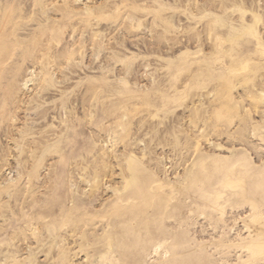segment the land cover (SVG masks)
I'll return each instance as SVG.
<instances>
[{
    "label": "rangeland",
    "instance_id": "rangeland-1",
    "mask_svg": "<svg viewBox=\"0 0 264 264\" xmlns=\"http://www.w3.org/2000/svg\"><path fill=\"white\" fill-rule=\"evenodd\" d=\"M254 216L264 0H0V264H264Z\"/></svg>",
    "mask_w": 264,
    "mask_h": 264
},
{
    "label": "bare ground",
    "instance_id": "bare-ground-1",
    "mask_svg": "<svg viewBox=\"0 0 264 264\" xmlns=\"http://www.w3.org/2000/svg\"><path fill=\"white\" fill-rule=\"evenodd\" d=\"M252 222H254V223L250 225V234H253V233H262V232L264 233V227L261 226V223H262L261 222V219L256 218L254 216V217H252ZM254 249H252V250H251V248H250V250L248 249V251H250L249 252L250 255H256L257 253H260L259 251H261V250H259V251L258 250H254Z\"/></svg>",
    "mask_w": 264,
    "mask_h": 264
}]
</instances>
